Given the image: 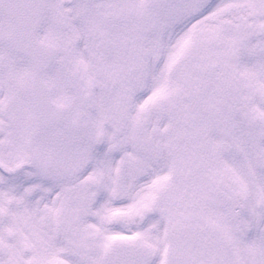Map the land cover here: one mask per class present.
I'll return each mask as SVG.
<instances>
[{"label":"snow or ice","instance_id":"1","mask_svg":"<svg viewBox=\"0 0 264 264\" xmlns=\"http://www.w3.org/2000/svg\"><path fill=\"white\" fill-rule=\"evenodd\" d=\"M0 264H264V0H0Z\"/></svg>","mask_w":264,"mask_h":264}]
</instances>
